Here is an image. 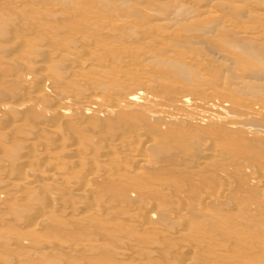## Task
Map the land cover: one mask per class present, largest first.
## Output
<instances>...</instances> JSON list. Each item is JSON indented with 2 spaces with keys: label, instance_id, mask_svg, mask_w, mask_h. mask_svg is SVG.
Returning <instances> with one entry per match:
<instances>
[{
  "label": "rangeland",
  "instance_id": "374dc122",
  "mask_svg": "<svg viewBox=\"0 0 264 264\" xmlns=\"http://www.w3.org/2000/svg\"><path fill=\"white\" fill-rule=\"evenodd\" d=\"M13 1L0 0V264H264V0ZM79 35L115 87L49 56L79 55ZM42 40L52 51L34 56ZM35 57L55 85L40 106ZM148 140L138 168L124 146Z\"/></svg>",
  "mask_w": 264,
  "mask_h": 264
},
{
  "label": "bare ground",
  "instance_id": "6f19581e",
  "mask_svg": "<svg viewBox=\"0 0 264 264\" xmlns=\"http://www.w3.org/2000/svg\"><path fill=\"white\" fill-rule=\"evenodd\" d=\"M14 1H16V0H14ZM14 1H13V3H14ZM21 1V0H20ZM2 2V1H1ZM4 2H5V0H4ZM18 2V1H17ZM144 2V1H143ZM9 4V3H8ZM17 3H15V5H16ZM68 5V4H67ZM241 5V4H240ZM2 6V5H1ZM11 6V5H10ZM24 6H25V4H24ZM23 6V7H24ZM58 6V5H57ZM53 7V6H52ZM59 7V6H58ZM4 8V7H3ZM54 8V7H53ZM7 9V8H6ZM48 9V8H47ZM51 10V9H50ZM53 10V9H52ZM61 10V9H60ZM95 10V9H94ZM48 11V10H47ZM127 11V10H126ZM60 12V11H59ZM210 12V14H212L213 12L212 11H209ZM212 12V13H211ZM124 14V13H123ZM27 17V16H26ZM263 17V16H262ZM261 17V18H262ZM42 18V17H41ZM32 19V18H31ZM33 20V19H32ZM142 20V19H141ZM140 20V21H141ZM219 20V19H218ZM24 21H22V23H23ZM231 22V21H230ZM229 22V24L231 25V26H233L234 27V23H230ZM28 24H29V22H28ZM30 24H31V22H30ZM144 24V23H143ZM224 24L226 25L227 23H225L224 22ZM51 25V24H50ZM126 25V24H125ZM225 25H223V26H225ZM229 25V26H230ZM52 26V25H51ZM177 26V25H176ZM182 26V25H181ZM231 26L229 27V28H231ZM160 28V27H159ZM146 30V29H145ZM150 30V29H149ZM156 30V29H155ZM158 30H160V29H158ZM157 30V31H158ZM236 30V29H235ZM54 31V30H53ZM93 31V30H92ZM173 31V30H172ZM254 31H255V29H254ZM251 32L254 34V32L251 30ZM132 33V32H131ZM244 33H246V32H244ZM19 34V33H18ZM77 34V33H76ZM78 34H80V33H78ZM256 34H258L259 35V33H257L256 32ZM255 34V36L254 37H256L257 35ZM29 35V34H28ZM72 35H73V33H72ZM143 35V34H142ZM30 36V35H29ZM38 36V35H37ZM252 36V37H253ZM20 37V36H19ZM40 37V36H39ZM44 37V36H43ZM42 37V35H41V38H43ZM59 37V36H58ZM78 37V36H77ZM89 38V40H90V38L91 37H87V36H84V35H79V40H77V39H75V40H77V43L79 42L80 44H82V47L80 48V51H79V55H77V54H70V53H66V52H61L60 51V48L57 50V49H55V50H57V51H54V52H52V53H48V52H51L50 50H48V49H51L50 48V46L49 45H51V42H52V40H53V38H52V40L51 41H49V40H42L41 42L39 41V45L37 46V44H33V45H31V46H34V45H36L35 47H36V49H33L34 50V53H33V51L30 53L31 55H32V53H33V55L35 54V50H36V52L37 51H39V52H43V53H48L49 54V56L51 55V58L53 59V60H55V61H57V60H62L63 62H65V65L66 66H64V68L66 69L67 68V70L69 71V73H70V70L73 68L72 66H74V68L76 69V67H78V68H84V67H86V65H88L89 66V68H90V70L91 71H94L95 73H98V74H100V75H98L99 77L96 79L97 81H98V83H99V81H100V83L99 84H102V86H104V87H106V86H108V85H111V84H108L109 82H108V80H105V79H107V77L109 76V75H115V71L114 72H110L109 73V70H108V67H107V65L105 64V63H103V62H101V60L99 59V58H97L96 57V55H94V57L92 56V54H93V50L91 51V49L88 47V45L89 44H86V43H89L88 41L86 42V41H84V39L85 38ZM258 37H260V35L258 36ZM30 38V37H29ZM33 38V37H32ZM40 38V39H41ZM75 38V37H74ZM257 38V37H256ZM16 40H17V38H15ZM19 39V38H18ZM40 39H38V40H40ZM157 39V38H156ZM5 40V39H4ZM14 40V39H13ZM16 40H14V41H16ZM35 40V39H34ZM92 40V39H91ZM113 40V39H112ZM1 41H3V40H1ZM14 41H12V43L14 44ZM74 41V40H73ZM92 41H95V40H92ZM158 41V40H157ZM38 42V41H37ZM145 42V41H144ZM151 42V41H150ZM91 43V42H90ZM93 43V42H92ZM147 43V42H146ZM154 43H156V42H154ZM56 44H57V42H56ZM84 44H86V45H84ZM171 44H173V43H171ZM76 45H78V44H76ZM91 45V44H90ZM113 45H115V44H113ZM151 45V44H150ZM153 45V44H152ZM151 45V46H152ZM165 45V44H164ZM96 46V45H95ZM98 46V45H97ZM107 46V45H106ZM116 46H117V44H116ZM143 46V45H142ZM166 46V45H165ZM12 47V46H11ZM105 47V46H104ZM120 47V46H119ZM5 48V47H4ZM28 48V47H27ZM27 48H25V52H26V50H28ZM30 48H32V47H30ZM29 48V49H30ZM110 48V47H109ZM111 48H113V47H111ZM38 49V50H37ZM122 49V48H121ZM124 49V48H123ZM122 49V50H123ZM98 50V49H97ZM96 50V51H97ZM115 50V49H114ZM125 50V49H124ZM120 51V50H119ZM166 51V50H165ZM165 51H164V53H165ZM25 52L23 53V55H26V56H24V57H29L30 55H29V53L27 52L26 54H25ZM101 52V51H100ZM100 52H98V56H99V54H101ZM81 53V54H80ZM95 53V52H94ZM130 53V52H129ZM147 53V52H146ZM36 54H39L38 52L36 53ZM47 54V55H48ZM163 54V53H162ZM33 55L32 56H30L29 57V59L31 58V57H33ZM39 55H46V54H39ZM35 56V55H34ZM100 56H102V55H100ZM160 56V55H159ZM37 57V56H36ZM34 58V61L33 62H35L36 63V65H32V64H28V65H30V69H32V71L31 72H33V71H38L39 70V72L36 74V72L34 73V74H36L35 75V78L36 79H38V81L40 82V84H41V86H40V88L37 90V92H36V94H35V98L37 99L36 101H37V103H35V104H37V106H40L41 105V100H43L44 99V97L45 96H47V95H49V96H52V94H51V91L49 90V87H55V85H54V83L51 85V83L49 82L50 81V78H51V72H49V70L46 68L48 65H46V67H45V64L42 62V60H39V59H37V58ZM96 57V58H95ZM28 59V60H29ZM37 59V61H35ZM164 59H167V58H164ZM12 60V59H11ZM28 60H27V62H28ZM103 60V59H102ZM106 60V59H105ZM104 60V62H107V61H105ZM158 60V59H157ZM17 61H20V60H17ZM44 61H46V60H44ZM54 61V62H55ZM16 62V61H15ZM47 62V61H46ZM49 63H52V62H50V61H48ZM53 62V63H54ZM63 62H62V65H64L63 64ZM30 63H31V61H30ZM48 63V64H49ZM34 64V63H33ZM55 64V63H54ZM23 65V64H22ZM28 65H26V66H28ZM68 65V66H67ZM50 66V65H49ZM48 66V67H49ZM52 66V65H51ZM55 66H56V64H55ZM54 66V67H55ZM59 66V65H58ZM61 66V65H60ZM76 66V67H75ZM112 66V65H111ZM25 67V66H24ZM27 68H29V66L27 67ZM50 68V67H49ZM68 68H70V70L68 69ZM78 68H77V71H79L78 70ZM115 69H117L116 67H114ZM29 69V70H30ZM61 69V68H60ZM74 69V70H75ZM120 69V68H119ZM56 70V69H55ZM62 70V69H61ZM66 70V71H67ZM73 70V69H72ZM73 70V71H74ZM118 70V69H117ZM131 70V69H130ZM129 70V71H130ZM57 71V70H56ZM59 71V70H58ZM63 71H65V70H63ZM73 71H72V74H73ZM76 71V70H75ZM126 71H128V69H126ZM55 73H57V72H55ZM101 73H104V75L103 74H101ZM143 73V72H142ZM148 73V72H147ZM147 73H145V74H147ZM76 74V73H75ZM117 74V73H116ZM126 74V73H125ZM133 73H131L130 75H132ZM57 75V74H56ZM112 75V76H113ZM127 75V74H126ZM144 75V74H143ZM141 76V79L142 78H144V76ZM100 76H102V77H105V79L103 78H101ZM107 76V77H106ZM121 76H122V80H124V81H120V82H124L123 84L124 85H127V86H130L129 84H131L132 85V83H130L129 82V80L127 81V79L128 78H125L126 79V81L127 82H129V83H127L126 81H125V79L123 78V77H125V75L123 76L122 74H121ZM134 76V75H133ZM132 76V77H133ZM148 76V75H147ZM57 77V76H56ZM62 77V76H61ZM69 77V76H68ZM76 77V82L77 83H79V85H80V83H83L84 84V82H85V80L83 79V77H80L79 79L77 78V76H75ZM87 76H85L84 78H86ZM114 77V76H113ZM109 77V78H111V79H109V80H111V83H113L114 81H115V79L118 77ZM130 77V76H129ZM134 78V77H133ZM146 78V77H145ZM58 79V78H57ZM72 79H75V78H72ZM86 79H88V77L86 78ZM95 79V78H94ZM94 79H93V81H94ZM78 80V81H77ZM79 80H81V82L79 81ZM120 80V79H119ZM37 81V82H38ZM53 81H55L56 82V79L55 80H53ZM58 81V80H57ZM75 81V80H74ZM84 81V82H83ZM87 81V80H86ZM92 81V80H91ZM113 81V82H112ZM143 81V83L146 85L147 83H151L150 82V80H148V79H143L142 80ZM51 82H52V80H51ZM116 82V81H115ZM57 83H59V81L57 82ZM63 83V82H62ZM87 83H88V81H87ZM93 83V82H92ZM95 84H96V81L94 82ZM97 83V84H98ZM115 84H117V82L115 83ZM134 84V83H133ZM54 85V86H53ZM58 85V84H57ZM68 85V84H67ZM86 85V84H85ZM81 86V85H80ZM79 86V87H80ZM98 86V85H97ZM111 86H114V84L113 85H111ZM120 86V85H119ZM122 86V85H121ZM194 86V85H193ZM76 87V86H75ZM115 87V86H114ZM130 87H132V86H130ZM138 87V86H137ZM64 88V87H63ZM124 88V87H123ZM56 89V88H55ZM58 89V88H57ZM126 89V88H125ZM142 89V88H141ZM140 89V90H141ZM184 89V88H183ZM189 89V88H188ZM91 90V89H90ZM193 90V89H192ZM49 91H50V93H49ZM139 91V90H138ZM194 91V90H193ZM52 92H54V94H55V91L53 90ZM76 92H77V90H76ZM104 92V91H103ZM135 92H137V91H132L131 93H129L128 94V96H126L127 97V102H129V103H132V102H134V101H137L138 99H139V95H138V93L139 92H137V93H135ZM49 93V94H48ZM97 90H95L94 88H93V90H91V92L89 91V93L87 92V94L85 95L86 97L88 96V99H90V97H95V95H97ZM72 94V93H71ZM70 95V93L68 94V96ZM70 96H73V95H70ZM47 98V97H46ZM45 98V99H46ZM65 98V97H64ZM75 98V97H74ZM58 99V98H57ZM66 99V98H65ZM106 99V98H105ZM247 99V98H246ZM40 100V101H39ZM56 99H54V101H55ZM86 100V99H85ZM107 100H109V99H107ZM112 100V99H111ZM123 100V99H122ZM121 100V102H119L118 100L116 101H113V105H115V106H120L121 107V105L123 106V105H125V104H127L126 103V99L125 100H123L122 101ZM179 100H181V99H179ZM184 100V99H183ZM183 100H182V102H183ZM194 100V99H193ZM59 101V100H58ZM80 101V100H79ZM27 102V101H26ZM29 103H30V101H28ZM52 102V101H51ZM213 102V101H212ZM251 102V101H250ZM83 103V102H82ZM27 104V103H26ZM33 104H34V102H33ZM138 104V103H137ZM190 104V103H189ZM253 104V103H252ZM260 104V103H259ZM32 105V104H31ZM112 104H111V106H113ZM32 107H34V106H32ZM92 109V108H91ZM44 110V109H43ZM67 110V109H66ZM66 110L63 108V107H61L60 109H58L57 111H58V115L60 116V117H62L61 119H60V122H61V124H62V121L64 120V116H65V113H67L66 112ZM43 112H45V111H43ZM42 112V113H43ZM56 113V112H55ZM54 113V114H55ZM94 113V112H93ZM53 118H54V116H53ZM65 118H66V116H65ZM49 119V118H48ZM165 119V118H164ZM46 120V119H45ZM51 121V120H50ZM60 122H58V123H60ZM11 124V123H10ZM51 124V123H50ZM52 125V124H51ZM50 125V126H51ZM98 125V124H97ZM59 126V125H58ZM44 127V126H43ZM42 127V128H43ZM49 127V126H48ZM6 128H8V127H6ZM41 128V129H42ZM53 128H54V124H53ZM45 129V128H44ZM60 129V128H59ZM136 129H138V128H136ZM157 129V128H156ZM55 130V129H54ZM138 131V130H137ZM157 131V130H156ZM14 132V131H13ZM106 132V131H105ZM7 133H9V132H7ZM28 134H30V133H28ZM44 134V133H43ZM101 134V133H100ZM147 134V133H146ZM8 135H10V134H8ZM11 135H14V134H11ZM139 135H141L140 133H139ZM19 137H21V135H18ZM25 136H26V134H25ZM18 137V138H19ZM23 137V136H22ZM36 137V136H35ZM12 138V137H11ZM15 138H17L16 136H15ZM24 138V137H23ZM29 138V137H28ZM32 135H31V138H30V141H33L32 140ZM114 138H115V136H114ZM119 138V137H118ZM139 138H141V136L139 137ZM19 140H22V139H19ZM28 139H27V137H26V141H27ZM36 140V139H35ZM34 140V141H35ZM131 140V139H130ZM137 140V139H136ZM169 140V139H168ZM34 141H33V143H34ZM40 141V140H39ZM47 141V140H46ZM135 141V140H134ZM23 142V141H22ZM136 142V141H135ZM134 142V143H135ZM149 142V143H148ZM155 142V141H154ZM152 140H148V141H146V142H144L143 144L145 145V147L143 148V147H140L142 150H139L138 148H136L135 147V145L133 146L132 144H126L125 145V143H124V147H125V151L129 154V153H131L132 155H133V157H134V160H136V158L139 156V161L138 160H136L137 161V167L138 168H141V164H147V165H149L148 164V162H150L149 160V157H148V154H147V150L146 149H150V147L152 148V145L154 144L155 145V143H154ZM177 142V141H176ZM35 143H38V142H35ZM46 143V142H45ZM50 143V142H49ZM48 143V144H49ZM60 143V142H59ZM138 143V142H137ZM25 144V143H24ZM28 144V143H27ZM54 144V143H53ZM65 145H66V143H64ZM106 144V143H105ZM120 144V143H119ZM122 144V143H121ZM143 144H141V145H143ZM40 145V144H39ZM47 145V144H46ZM64 145V146H65ZM70 145V144H69ZM68 145V146H69ZM209 145V144H208ZM51 146V145H50ZM62 146V145H61ZM71 146V145H70ZM108 146V145H107ZM106 146V147H107ZM209 147V146H208ZM63 148V147H62ZM71 148V147H70ZM79 148V147H78ZM111 148H113V147H111ZM120 148V147H119ZM174 148V147H173ZM23 149V148H22ZM65 149V148H64ZM51 150V149H50ZM72 151H73V149H71ZM71 150L70 151H67L68 153L70 152L71 153ZM90 150V149H89ZM124 150V149H123ZM213 151H211V153L209 154V155H211L212 154V156L213 155H215L216 154V149L215 148H213L212 149ZM57 151V150H56ZM110 151V150H109ZM108 151V152H109ZM59 152V151H58ZM57 152V153H58ZM61 152V151H60ZM118 152V151H117ZM125 152V153H126ZM213 152V153H212ZM48 153H50V152H48ZM62 153V152H61ZM66 153V152H65ZM69 153V154H70ZM73 153H75L74 151H73ZM77 154H73V156L74 155H77V156H81V155H79V153L78 152H76ZM93 153V152H92ZM91 153V154H92ZM59 154V153H58ZM63 154H64V152H63ZM111 154V153H110ZM123 154V153H122ZM39 155V154H38ZM37 155V156H38ZM50 155H51V153H50ZM72 155V154H71ZM86 155H88V154H86ZM85 155V156H86ZM90 155V154H89ZM112 155V154H111ZM17 156V155H16ZM21 156V155H20ZM22 156H24L23 154H22ZM36 156V155H35ZM51 156H53V154L51 155ZM70 156V155H69ZM107 156H110V155H107ZM107 156H106V158H107ZM124 156V155H123ZM27 157V156H26ZM54 157H56V156H54ZM71 157V156H70ZM91 157H94V156H91ZM100 157V156H99ZM136 157V158H135ZM31 157L30 156H28V159H30ZM33 158V157H32ZM69 158V157H68ZM71 158H73L74 159V157H71ZM109 158V157H108ZM162 158V157H161ZM26 159V158H25ZM72 159V160H73ZM79 159V158H78ZM82 159V158H81ZM89 159H92V158H89ZM94 159H95V157L93 158V162H94ZM132 159V158H131ZM52 160V159H51ZM84 160V159H83ZM86 160V159H85ZM71 161V160H70ZM69 161V162H70ZM96 161V160H95ZM159 161V160H158ZM55 162H58V161H55ZM62 163H64L63 161H61ZM69 162H65L66 164L67 163H69ZM78 162V161H77ZM76 162V164L78 165V163ZM82 162H85V161H82ZM81 162V163H82ZM20 163V162H19ZM62 163H60L61 165H62ZM131 163H133V162H131ZM233 163V162H232ZM29 165H31V164H33V163H28ZM47 165L46 166H49V164H51L50 162H47L46 163ZM73 165V167H75L76 165L74 164V163H70V165ZM85 164V163H84ZM106 164V163H105ZM119 164V163H118ZM123 164V163H122ZM75 165V166H74ZM81 165V164H80ZM79 165V166H80ZM109 165V164H108ZM32 166V165H31ZM78 166V167H79ZM82 166V165H81ZM140 166V167H139ZM171 166V165H170ZM26 167V165L25 166H23L22 167V169L24 170V169H26L25 168ZM35 167V166H34ZM55 167H56V165H55ZM65 167V166H64ZM93 167V169H94V166H92ZM95 167H97V166H95ZM27 168H29V167H27ZM43 168H44V165H43ZM54 168V167H53ZM61 168V167H60ZM76 168V167H75ZM84 168H85V166H84ZM83 168V169H84ZM113 168V167H112ZM121 168V167H120ZM214 168V167H213ZM102 169V168H101ZM123 169V168H122ZM137 169V168H136ZM143 169V168H142ZM181 169H183V168H181ZM246 169V168H245ZM23 170H21V172L23 171ZM29 170V169H28ZM26 171V170H24L22 173L24 174V172L26 173L25 175H27L28 174V172L29 173H32V172H30V170H31V168H30V170L29 171ZM33 170V169H32ZM31 170V171H32ZM42 170V169H41ZM46 170H50V169H47V167H46ZM55 170V169H54ZM63 170V169H62ZM73 170V169H72ZM77 171L76 172H78L79 170L78 169H76ZM87 170V169H86ZM19 171V170H18ZM45 171V170H44ZM52 171V173L53 172H55V171H53V170H51ZM85 171V170H84ZM103 171V170H102ZM124 171V170H123ZM137 171V170H136ZM211 171V170H210ZM5 171H3L2 173H4ZM7 172H9V171H7ZM66 172V171H65ZM137 172H139V171H137ZM46 173V172H45ZM48 173V172H47ZM69 173V172H68ZM79 173V172H78ZM77 173V174H78ZM87 173H88V171H87ZM94 173H95V171H94ZM102 173V172H101ZM56 174V173H55ZM58 174V173H57ZM70 174V173H69ZM89 174V177H87V175L86 174H83V175H85L86 177H87V179H82V180H84V185L81 187V188H79V189H73L74 190V192H76L75 194H77L76 196H80V197H83V196H85L86 195V193L88 194L89 193V190H90V184H91V180H92V175H93V172L91 171V172H89L88 173ZM24 175V176H25ZM44 175V174H43ZM71 175H73V174H70V176ZM79 175H81V173L79 174ZM97 175H99V174H97ZM109 175V174H108ZM107 175V176H108ZM112 175H114V173L112 174ZM148 175V174H147ZM22 175H20V178H21V180H19L18 182V184L19 185H24V186H26L25 187V189H23V190H26V188L28 187L27 185H26V181H25V179H26V176L24 177V176H22ZM57 176H59V175H57ZM99 176H102V175H99ZM98 176V177H99ZM105 176H106V174H105ZM30 177V176H29ZM54 178H56L55 177V175L53 176ZM63 177V176H62ZM75 177H77V176H75ZM74 177V178H75ZM81 176H79L78 178H80ZM113 177L114 176H109V178H112L113 179ZM116 177H117V174H116ZM115 178V177H114ZM117 178H120V177H117ZM60 179V178H59ZM116 179V178H115ZM77 180V179H76ZM81 180V179H80ZM86 180H87V182H86ZM90 180V181H89ZM25 181V182H24ZM37 181V180H36ZM93 181V180H92ZM258 181H259V183L261 184V185H263L264 186V173H261L260 175H259V177H258ZM13 182H15V180H13ZM34 182V181H33ZM90 183V184H89ZM14 184V183H13ZM31 184H32V181H31ZM1 185V184H0ZM3 185V184H2ZM12 185V184H11ZM13 186V185H12ZM21 186V187H22ZM126 186V185H125ZM15 187V186H14ZM154 187V186H153ZM24 188V187H23ZM124 188V187H123ZM137 188V187H136ZM226 188H228V187H226ZM28 189V188H27ZM32 189V188H31ZM232 189V188H231ZM125 190V189H124ZM13 191V190H12ZM22 191V190H21ZM16 192H18V191H16ZM227 192V191H226ZM12 193V192H11ZM222 193V192H221ZM10 194V193H9ZM169 195V194H168ZM130 196V195H129ZM115 197V196H114ZM116 197H118V196H116ZM31 198V197H30ZM93 198V197H92ZM39 199V198H38ZM122 201V200H121ZM178 202V201H177ZM153 203V202H152ZM117 204V203H116ZM153 205V204H152ZM151 205V208L152 207H156V206H152ZM111 206V205H110ZM149 206V205H148ZM51 207V206H50ZM177 207V206H176ZM49 208V207H48ZM117 208V207H116ZM157 208V207H156ZM155 208V209H156ZM47 209V208H46ZM124 209V208H123ZM129 209H130V207H129ZM183 209V208H182ZM150 210V209H149ZM47 211V210H46ZM117 211V210H116ZM148 211V210H147ZM153 211H154V209H152V213H153ZM92 211H89V213L87 214V217L85 216L84 218H88L89 217V214L91 213ZM213 212V211H212ZM151 213V214H152ZM203 213V212H202ZM147 214V213H146ZM149 215V214H148ZM29 216V215H28ZM38 216V215H37ZM116 216V215H115ZM145 216V215H144ZM30 220V219H29ZM40 220V219H39ZM39 220H38V222H39ZM93 220V219H92ZM35 221V220H34ZM40 221H43V219H41ZM36 224V223H35ZM35 224H34V226H35ZM38 224V223H37ZM33 224H31V226H32ZM142 225V224H141ZM145 225V224H144ZM144 225H142V226H144ZM110 226V225H109ZM187 226V225H186ZM185 227V226H184ZM31 228H33V227H31ZM155 228V227H154ZM188 230V229H187ZM32 231V230H31ZM193 231V230H192ZM191 231V232H192ZM15 235V234H14ZM182 237V236H181ZM22 238V237H21ZM183 240V239H182ZM187 241V240H186ZM200 243V242H199ZM20 244V243H19ZM70 244V243H69ZM190 244V243H189ZM81 245V244H80ZM79 245V247H81ZM194 245V244H193ZM70 246V245H69ZM66 247H68V246H66ZM73 247V246H72ZM74 247H76V245L74 246ZM73 247V248H74ZM79 247H78V249H79ZM205 248V247H204ZM181 249V248H180ZM194 250V249H193ZM188 254V253H187ZM199 254V253H198ZM174 255V254H173ZM189 255V254H188ZM180 256V255H179ZM180 258V257H179ZM184 259V258H183ZM176 261H178V259L176 260ZM134 262V261H133ZM188 262V261H187ZM191 262H193V261H191ZM186 263V262H185ZM225 264H226V262H225Z\"/></svg>",
  "mask_w": 264,
  "mask_h": 264
}]
</instances>
